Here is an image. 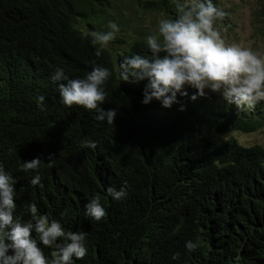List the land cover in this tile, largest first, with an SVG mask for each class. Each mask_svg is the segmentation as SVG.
Wrapping results in <instances>:
<instances>
[{
    "label": "trees",
    "instance_id": "obj_1",
    "mask_svg": "<svg viewBox=\"0 0 264 264\" xmlns=\"http://www.w3.org/2000/svg\"><path fill=\"white\" fill-rule=\"evenodd\" d=\"M183 2L185 0H0V157L5 161L6 171L13 177L22 175L20 161L39 156L47 150L40 109L23 106L26 100L18 99L14 108L8 111L14 96L35 91L37 67L34 60L44 62L52 69L63 68L69 79L85 77L94 65L108 68L111 76L104 85L106 100L102 107L105 110L114 108L117 112L114 120L119 119L127 109L143 107L146 81L138 84L121 81L118 65L125 56L151 55L146 44L149 27L137 16L126 17L122 10L131 4L155 21L158 17L174 19L178 15V4ZM251 18L254 30L264 36V0H257ZM138 20L143 26L136 22ZM109 21L116 22L120 28L130 25L126 31L130 37L128 41L119 37L111 41L113 45L125 42L120 49H101L92 43L91 33L108 31ZM132 23L139 27L134 28ZM215 26L232 27V21L225 15ZM194 92L188 91V98L179 102L188 110L183 121L171 125L160 123L143 140L137 136L127 137L124 131L118 132L111 127L118 119L113 124L98 121L93 112L84 111L86 127H92V132L102 133L103 161L93 160L86 170H73L82 156L73 149L68 151L64 160L72 164V168L67 170L70 187L63 198L61 213L66 229L87 233L90 254L82 264H137V254L130 263L125 261L123 248L134 243L142 246L144 242L159 247L163 254L162 264H182L180 256L172 259L173 254L180 251L170 245L175 240L171 234L176 218L171 225L167 221L158 222L163 213L157 214L158 207L172 196L165 190L150 194L141 183L146 166L163 165L172 169L180 164L192 181L201 180L198 187L201 194L197 201L204 208L202 218L208 229L203 237L206 239L210 232L216 251L215 258L207 257L202 264H264V255L258 254V250L264 247V239L260 234L254 237L256 226L258 231L264 232V222H260L264 204L259 205L257 211L253 202L243 208L233 199L224 197L213 180L218 175L230 174V165L234 163L240 181L244 182L243 175L247 174L254 158L264 153V148L258 145L261 150L258 154L251 150L253 147L239 150L226 138L233 132L264 131V105L258 103L254 109L241 110L212 95L191 100L189 97ZM153 100L150 103H154ZM66 110L71 108L59 101L53 108L60 119L70 118ZM178 112L184 116L183 110ZM197 123L199 129H196ZM3 126L8 128L11 142L5 140ZM222 154L226 157L218 162L211 158ZM95 170L96 176H93L92 171ZM55 175L42 180L34 202L37 207L41 203L45 205L55 201L56 197L51 195V189L56 185ZM90 178L101 180L104 185L121 186L124 182L128 185V194L121 200H113L98 189L89 190L92 198H100L106 210V216L100 221H94L83 213L85 205L82 204L86 196L76 189L78 183L87 184ZM205 180H208L206 184ZM63 183L64 179L59 185ZM260 185L261 181L256 177L254 189ZM41 191L43 198L40 197ZM195 214L193 218L179 219V227L184 230L182 239L178 240L182 246L185 241L192 240L198 227L195 223L202 213ZM220 236L224 243L218 241ZM223 246L224 251L219 257L218 250ZM240 249L245 252L241 256L237 254Z\"/></svg>",
    "mask_w": 264,
    "mask_h": 264
},
{
    "label": "clouds",
    "instance_id": "obj_2",
    "mask_svg": "<svg viewBox=\"0 0 264 264\" xmlns=\"http://www.w3.org/2000/svg\"><path fill=\"white\" fill-rule=\"evenodd\" d=\"M225 15L213 0H185L178 4L176 18H161L157 31L146 37L151 55L125 56L118 65L121 81L132 84L146 81L143 87L144 104H141L144 108L131 107L115 120L116 110L102 107L106 100L104 85L111 76L108 68L94 65L85 77L69 79L63 68L52 69L44 62L34 60L37 67L35 91L14 96L8 111L14 108L18 99L26 100L23 106L40 109L41 122L44 123L42 132L48 146L41 155L21 160L19 167L22 175L17 177L6 171L5 161L0 157V264H82L88 258L87 233L66 229L61 218L62 201L70 187L67 170L72 168L69 160H64L65 155L70 149L81 154L82 158L73 170H86L93 160L103 161L102 133L92 132V127H86L84 111L93 112L98 121L113 124L118 119L111 127L118 132L124 131L127 137L137 136L143 140L160 123L171 125L185 119L188 110L179 102L190 95L187 89L195 90L189 97L191 100L204 97L207 90L218 93L227 104L235 105L237 109L251 110L258 103L264 105V53L238 44H226L215 26ZM107 28L108 31L91 33L92 43L98 44L101 49L107 47L120 31L114 21H109ZM152 100L154 103H150ZM58 101L71 108L66 110L70 118L60 119L53 111ZM182 110L184 116L178 112ZM196 129H199V123ZM2 134L5 140L11 142L7 127L3 126ZM230 135L226 138L239 150L253 147L251 150L258 154L261 150L256 145L264 148L260 144L242 146L229 138ZM225 157L223 154L211 156L215 162ZM230 168V174L213 178L219 192L243 208L253 202L257 211L259 205L264 204V153L254 158L247 174L243 175L244 182L240 181L234 163ZM96 172L92 171L93 176ZM54 175L56 185L51 189V195L56 197L55 201L45 205L41 203L37 207L34 202L42 180ZM256 177L261 185L255 190ZM63 179L64 183L59 185ZM141 183L150 194L165 190L172 196L164 200L157 210V214L163 212L158 222L167 221L171 225L176 218L171 234L175 240L170 245L180 252L173 254L172 259L180 256L182 264H202L207 257L215 258L210 232L206 239L203 237L208 229L202 218L204 208L197 201L201 194L198 190L201 180L192 181L180 164L172 169L163 165L146 166ZM173 187L177 188L172 190ZM76 189L86 196L82 204L85 205L83 213L94 221L102 220L107 213L100 198H92L90 189L107 193L113 200H121L128 194L127 182L121 186L104 185L101 180L93 178L87 184L78 183ZM40 197L43 198V191ZM199 211L202 214L194 222L198 227L192 240L180 245L178 240L182 239L184 232L179 227L181 218L189 219ZM263 216L264 212L260 215V222H264ZM258 234L264 239V232L258 231L256 226L254 237ZM218 238L224 243L222 236ZM143 244L134 243L123 248L125 261L130 263L137 254V264H162L163 254L159 247H153L149 242ZM223 251L224 246L218 250L219 257ZM243 253L240 249L237 254L241 256ZM258 254L264 255V247L258 250Z\"/></svg>",
    "mask_w": 264,
    "mask_h": 264
},
{
    "label": "rangeland",
    "instance_id": "obj_3",
    "mask_svg": "<svg viewBox=\"0 0 264 264\" xmlns=\"http://www.w3.org/2000/svg\"><path fill=\"white\" fill-rule=\"evenodd\" d=\"M215 2L216 6L225 11L228 19L232 21V27L229 26L230 28L227 26H216L226 44H238L242 47H249L254 51L264 53V36L254 30L251 18V14L255 9L257 0H216ZM120 6L121 3L119 2V7ZM122 11L126 17L137 16L138 19H142L145 26L149 27L150 34L157 31L158 22L162 18L158 17V21H155L153 17L143 15V11L135 9L131 4H128ZM136 22L143 26L142 22L139 20ZM132 25L134 28L139 27L136 23H132ZM129 26L130 25L128 24L127 27H119L120 31L116 34V37L125 39V42L128 41L130 37L126 34V31H128L127 28H129ZM125 42L115 43L114 45L112 44L113 42H110L107 47L111 49H120L125 46ZM190 90L194 89H187V91ZM206 95L222 98L218 93L209 92L207 90ZM229 138L236 140L239 144L246 147L253 144H260L261 146H264V131L251 133L234 132L229 136Z\"/></svg>",
    "mask_w": 264,
    "mask_h": 264
}]
</instances>
